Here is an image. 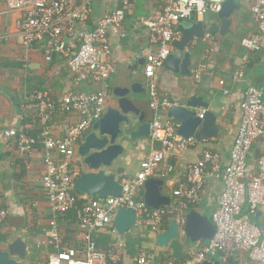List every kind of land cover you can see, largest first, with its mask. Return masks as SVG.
<instances>
[{
    "label": "built area",
    "instance_id": "obj_1",
    "mask_svg": "<svg viewBox=\"0 0 264 264\" xmlns=\"http://www.w3.org/2000/svg\"><path fill=\"white\" fill-rule=\"evenodd\" d=\"M5 1L10 10L22 14L19 26L26 49L43 45L49 62L53 61L55 50H63L68 58L73 86L93 83L101 87L98 92L91 93L70 91L60 103H56L46 91H34L28 96L27 108L40 115L39 143L44 148L42 183L55 215H62L76 204L75 181L82 174L81 167L75 162L80 141L106 112L108 81L114 72V66L108 61L111 54L110 30L122 27L135 0H120V7L104 14L93 28L89 27V22L95 0H82L77 6L66 0ZM238 1L249 6L257 25V32L245 38L242 46L249 52H258L264 46V0ZM220 11V4L204 0H162L161 10L146 22L149 39L154 46V51L145 57L144 71L149 107L153 113L148 137L150 143L158 144L159 148L141 162L138 176L120 180L122 190L119 196H84L88 202L76 214L78 229L83 234L82 243L62 248L57 220L52 221L54 239L60 251L45 264H117V257L99 250L95 235L113 225V219L120 209L133 211L135 225L150 229L158 236L164 233L166 217L172 219L181 214L183 230L190 208L201 202L208 177L224 184L218 209L212 216L216 228L213 240L192 246L184 261L174 259L164 264H204L220 255L231 257L235 252L246 253L250 264H264V172L249 175L253 146L264 136V93L259 87L252 86L246 92L240 128L227 165H224L218 153L207 150L202 160L191 168L189 186L172 208L153 209L144 200L138 199L147 181L156 176L161 165L175 150L188 149L198 142L194 137H182L179 134L180 124L166 116L176 104L161 94L157 72L164 68L165 61L174 53V43L181 38L179 23L191 22L195 17L204 18L207 14L218 15ZM76 33L77 43L72 40L69 44L71 48L66 49L64 38H74ZM207 39L213 46L211 34H207ZM213 51L209 50L208 55L211 56ZM249 61V57H244L239 79L243 78ZM208 68L207 64L200 65L194 71L195 79L199 81ZM221 84L225 82L221 81ZM58 111L73 114L74 121L56 128L54 119ZM2 133L13 138L18 135L15 130H4ZM36 143L34 138L22 135L19 149L22 154L31 155ZM257 166L264 168V158L257 162ZM7 217L8 212L0 198V224ZM134 263L155 264V257L143 254Z\"/></svg>",
    "mask_w": 264,
    "mask_h": 264
},
{
    "label": "crops",
    "instance_id": "obj_2",
    "mask_svg": "<svg viewBox=\"0 0 264 264\" xmlns=\"http://www.w3.org/2000/svg\"><path fill=\"white\" fill-rule=\"evenodd\" d=\"M66 1L76 6L82 3V0ZM239 3L241 10L232 17L229 34L223 36L220 33L206 32L203 39L194 40L191 46L186 48L191 55V76L175 73L165 66L157 72V84L163 97L171 100L176 106L187 97H202L210 103V109L216 114L217 123L221 126L218 138L198 140L193 147L175 150L161 165L154 179L163 181L162 195L169 201V205L164 208L170 209L179 201L189 186L188 176L191 168L202 160L205 151L218 153L224 165L229 163L242 120V104L246 92L254 86L262 89L264 93V46L258 52H249L242 46L245 38L257 32V25L249 6ZM119 7L120 0H95L89 27H95L104 14ZM161 8L162 0H135L122 27L110 30L111 54L108 61L114 66V72L108 81L106 110L115 106V99L123 98L122 94L126 88L136 84L138 91L134 93L137 101L135 107L138 112L143 110L150 117L144 71L145 57L154 51V46L150 42L146 22ZM21 16V12L10 10L6 1L0 0V198L3 208L8 212L6 221L0 224V250L6 244L22 240L27 245V257L20 259V262L45 264L60 251L54 239L52 221L57 220L62 234V248L76 246L81 239V232L76 222L66 217L60 219L55 215L46 196L45 185L42 183L43 145L35 144L32 154L24 155L19 149L18 139L7 137L2 132L29 131L31 137L40 139L35 123L29 122L36 114L27 108L30 92L44 90L51 94L56 103H60L70 91L91 93L98 92L101 87L93 83L73 86L68 58L63 50H55L53 61L49 62L46 60L43 45L37 44L26 49L19 26ZM204 19L206 23L220 24L214 14H207L204 18L195 17L191 22H202ZM207 34L212 35L213 46L207 39ZM77 36L78 33L74 38H64L66 49L71 48L69 44L72 40L77 43ZM211 49L214 51L209 56ZM246 56L250 61L244 70L243 78L239 79L238 73ZM202 64H207L209 68L198 81L194 71ZM221 81L225 84L222 85ZM166 116L168 117V113ZM74 118L73 114H57L54 123L57 128L72 123ZM157 148L159 145L150 143L149 137L132 144V148L126 151L118 164L124 169L119 180L138 176L141 172V162ZM261 158H264V136L253 146L249 159L250 176L264 172V168L257 166ZM75 162L81 167L78 155ZM81 170L84 172L82 167ZM223 192V182L208 177L201 202L190 208L188 214L197 212L212 221ZM144 193L145 189L139 194V200H144ZM176 218L177 215L170 223ZM157 237L158 235H154L150 229H141L136 225L128 233L120 235L113 224L97 233L95 240L99 250L118 258L117 264H135L134 260L143 254L154 256L157 264L159 256H172L170 251L157 246ZM192 246L198 245L185 244L187 254ZM216 260H221L222 264H250L247 254L241 252H235L231 257L220 255Z\"/></svg>",
    "mask_w": 264,
    "mask_h": 264
},
{
    "label": "water",
    "instance_id": "obj_3",
    "mask_svg": "<svg viewBox=\"0 0 264 264\" xmlns=\"http://www.w3.org/2000/svg\"><path fill=\"white\" fill-rule=\"evenodd\" d=\"M187 2L188 0H182ZM220 4L218 22H181L178 29L181 38L174 43L175 52L165 61V67L183 76H191V55L186 48L196 39H203L206 32L220 33L226 36L231 32L232 17L241 10L238 0H204ZM138 85L126 88L123 98L115 99V106L109 107L104 115L92 126L91 131L83 138L78 147V157L84 172L75 181V191L88 198H105L119 196L122 185L119 180L124 169L118 164L132 144L149 136V122L152 120L145 111L136 109L134 93ZM133 93V94H132ZM151 110V109H150ZM168 118L180 124L179 134L184 138L194 137L197 140L216 139L221 132L216 114L210 109V103L202 97L190 96L182 100L168 112ZM163 181L150 179L145 184L144 201L153 209L169 205L162 195ZM182 215L170 223L169 228L157 237V246L171 252L178 261L188 258L185 244L199 245L211 242L216 228L212 221L197 212L186 215V225L182 230ZM135 213L120 209L113 219L118 234L128 233L135 225ZM27 257V245L22 240L6 244L0 250V264H22L20 259ZM217 259V258H216ZM212 259L204 264H222L221 260Z\"/></svg>",
    "mask_w": 264,
    "mask_h": 264
},
{
    "label": "trees",
    "instance_id": "obj_4",
    "mask_svg": "<svg viewBox=\"0 0 264 264\" xmlns=\"http://www.w3.org/2000/svg\"><path fill=\"white\" fill-rule=\"evenodd\" d=\"M41 91H44V90H41ZM67 113L71 114L69 112L58 111L56 113L55 117L57 116V114H64L65 115ZM29 122L35 123V125H36V127L38 129V132H39V136H40V134H41V130H40V115L36 113L33 116L32 120L29 121ZM30 134H31V132H29V131L18 132V135L16 136L15 139H18L17 142L20 144L21 136L22 135H26L28 137H31ZM31 138H34L36 140V142L39 143V140L36 138V136L31 137ZM74 195L76 197V204H75L74 208L71 209L70 211L62 214V215H58L57 217H59L60 219L63 218V217H66L69 220L71 219L72 222H76V225H77V218H76L77 211L80 210L82 208V206L85 205L88 202V198H85L84 195H82V194H80V193H78L76 191L74 192ZM170 220H171L170 217H166L165 218L164 231L169 228ZM82 237H83V234L81 232V239L79 240L78 243H82ZM203 244H206V242L202 243L201 245H203ZM97 246H98V244H97ZM170 260H174V258L171 255H161L157 259V264H164L165 262H169Z\"/></svg>",
    "mask_w": 264,
    "mask_h": 264
}]
</instances>
